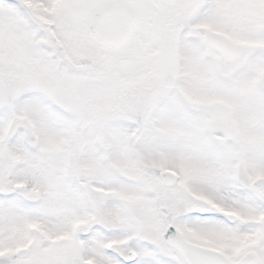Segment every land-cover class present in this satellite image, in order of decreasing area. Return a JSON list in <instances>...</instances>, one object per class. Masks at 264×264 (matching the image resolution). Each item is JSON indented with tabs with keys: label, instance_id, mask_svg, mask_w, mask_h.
I'll return each instance as SVG.
<instances>
[{
	"label": "snow or ice",
	"instance_id": "6c2138e0",
	"mask_svg": "<svg viewBox=\"0 0 264 264\" xmlns=\"http://www.w3.org/2000/svg\"><path fill=\"white\" fill-rule=\"evenodd\" d=\"M0 264H264V0H0Z\"/></svg>",
	"mask_w": 264,
	"mask_h": 264
}]
</instances>
